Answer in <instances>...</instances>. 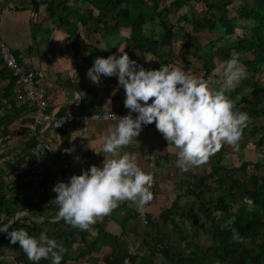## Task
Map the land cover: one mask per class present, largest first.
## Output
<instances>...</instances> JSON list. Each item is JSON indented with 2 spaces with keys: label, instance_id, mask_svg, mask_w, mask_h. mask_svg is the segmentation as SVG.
I'll use <instances>...</instances> for the list:
<instances>
[{
  "label": "crops",
  "instance_id": "1",
  "mask_svg": "<svg viewBox=\"0 0 264 264\" xmlns=\"http://www.w3.org/2000/svg\"><path fill=\"white\" fill-rule=\"evenodd\" d=\"M36 1L38 5H33L30 0H0V35L19 62L35 71L37 81L46 89L48 108L60 114L103 110L127 113L129 110L124 106V88L118 84L116 76L102 77L101 83L97 85L86 75L96 57L127 52L125 39L129 28L106 32L103 26L105 22L113 25L114 5L105 16L99 17L97 24L91 18L85 25L79 24L77 34L69 37L66 25L52 21L44 0ZM163 6L168 7L163 16L167 18L172 34L160 37L162 29L159 22L152 18L155 21V37L163 43L158 49L164 51L172 43L173 61L168 66L182 65L190 74L206 80L211 89H220V80H224L222 67L230 59L232 51L220 49L221 39L199 26L202 19L210 17V12L206 11L205 5H159L158 9ZM79 7L81 12L87 5ZM93 14L95 16L97 11L94 10ZM182 14L192 15L194 23L181 21L177 24L176 19ZM185 33L188 34L187 42L190 45H187V39L183 40ZM211 39L213 46L210 52L206 44ZM197 46L200 48L196 49ZM128 55L145 68L156 67L158 58L150 52H140L133 47ZM199 55L210 60L207 75L204 61ZM12 85L13 77L9 69L0 64V199L8 200L13 209L7 218H14L16 222L10 228H20L22 223H34V236L45 232L65 246V233L72 228L63 219H55L58 206L53 201L57 195L52 190L53 185L59 180L67 182L71 175L80 174L90 165L102 166L104 158L109 157L100 151L98 138L112 131L117 121L91 120L82 138L81 126L76 122L58 129L40 125L46 166L43 182L46 193L40 202L39 213L38 206L29 201L30 185L26 178L32 140L26 137L24 129L31 120V108L18 106L9 97ZM6 97L11 100V108L5 107L3 99ZM159 136L162 134L156 129L155 123H150L143 127L137 141L133 140L121 149V153L135 155L138 165L152 173L154 186L150 191L153 199L143 209L130 201L120 202L111 214L96 218V222L88 229L77 227L71 234V248L67 257L63 256L60 264H113L132 244L137 249L133 264L150 259L153 264H161L155 260L160 254L154 250V241L162 231L163 212L171 214L179 225V231L190 234L200 232L199 227L191 224L193 216L189 210L195 198L187 193V189L193 190V183L198 182L193 178L194 175L200 177L220 166V156L221 161L224 157L222 149H227L229 144L222 145L206 163L183 171L175 164L176 149L171 142L164 139L158 147L154 146ZM67 148L73 151L66 152ZM150 155L155 158L153 163L149 159ZM203 189L207 194V188ZM40 215H44L46 220L36 223L35 217ZM143 219L147 220L146 223ZM176 240L177 234L171 233L167 240L169 256L178 242ZM17 254V251L0 253V261L3 264H23L17 260ZM9 257H15V260Z\"/></svg>",
  "mask_w": 264,
  "mask_h": 264
},
{
  "label": "clouds",
  "instance_id": "2",
  "mask_svg": "<svg viewBox=\"0 0 264 264\" xmlns=\"http://www.w3.org/2000/svg\"><path fill=\"white\" fill-rule=\"evenodd\" d=\"M246 67L234 53L224 62V83L220 89H211L208 82L190 74L182 65L145 68L127 52L98 56L86 75L99 85L102 77L116 76L124 88L125 115L114 118V129L98 138L100 151L107 154L102 166L90 165L68 181H57L53 201L58 206L55 219L80 229H88L96 218L109 215L120 202L130 201L143 209L153 199L150 186L153 175L144 171L135 155L121 153L143 130L155 123L164 139L176 149L175 164L183 171L206 163L224 144L238 148V142L249 116L238 111L235 102L226 94L246 77ZM81 97H78L79 99ZM135 113V116H133ZM168 145V144H167ZM73 151L72 148L65 149ZM46 217H35L36 223ZM16 222L0 214V232L19 247L33 262L51 259L60 264L65 248L45 232L30 235L24 228H12ZM14 261L15 257H9Z\"/></svg>",
  "mask_w": 264,
  "mask_h": 264
},
{
  "label": "trees",
  "instance_id": "3",
  "mask_svg": "<svg viewBox=\"0 0 264 264\" xmlns=\"http://www.w3.org/2000/svg\"><path fill=\"white\" fill-rule=\"evenodd\" d=\"M30 1L33 5H38L36 0ZM160 1L44 0V3L51 14L52 21L66 25L69 37L77 34L79 24L83 26L91 18H94L97 24L99 17L105 16L104 14L114 5L116 8L113 13L114 23L107 25L105 22L103 24L105 31L115 32L122 27L129 28L128 37L125 39V50L131 53L132 48L136 47L140 52H150L157 56L155 68H158L161 64L168 65L173 61L172 43H169L168 49L160 51L159 45L163 43L154 34L153 23L155 21L159 22L162 29L160 37L172 34L167 18L163 16L168 7L163 6L158 9ZM191 1L195 4L202 2L206 11L211 14L210 17L202 19L199 26L205 27L209 33L222 39L223 43L220 49L231 50L230 59L234 53H237L239 62L246 67V77L226 94L233 100L242 88H249L247 92L242 91L237 101L240 106L239 111L246 112L249 116L241 137L245 136L248 131L257 132V139L254 140L258 146L256 148L264 149V127L257 125V122L264 116V87L256 78L257 74H260L261 71L264 72V3L261 0H253L252 5L244 2L233 11L223 10L221 12L218 10L220 0H172L169 4L190 5ZM225 2L230 1L225 0ZM83 4L87 7L80 12L79 6ZM94 10L97 11L95 16ZM152 17L155 18V21ZM181 21L194 23L192 15L178 16L176 23L179 24ZM146 25H151V27H146ZM238 30L243 33L240 34ZM187 37L188 34L185 33L183 40ZM212 40L206 44L210 52L213 46ZM198 57L204 61L205 75H207L210 71V60H206L200 55ZM262 164L261 160H256L252 166L257 171ZM237 169V167L221 166L220 156V166L209 170L200 177L194 175L193 178L198 182L193 183V190L187 189V193H191L195 198L189 210L193 216L191 224L199 227L201 232L208 235L207 247L194 243L192 237L195 236L179 231V225L171 214L163 212L162 231L154 241V250L160 254V257L181 259V264H197L198 252L205 249L206 252L218 259L219 264H264L262 262L264 260V179L257 173L251 172L250 183L249 185L245 184L241 177L234 175ZM220 170L223 171V176L229 179L228 185L220 177ZM209 181H212L214 186L209 185ZM203 188H207V194ZM34 206H38L37 209L41 213L40 203L34 204ZM12 211L10 202L0 199V214L7 217L11 215ZM20 228L26 229L30 235H33L35 230L34 223L31 225L22 223ZM71 228L65 233L67 243L64 246V257H67V252L71 248V241H69L71 234L77 229L72 225ZM171 233L177 234L179 243L173 247L174 250L172 253L170 252L169 256L167 240ZM181 242H183L182 245ZM179 246L186 253H183V249H179ZM6 251H17L16 258L23 264H51L50 258H42L39 262L30 261L19 247V243H11L8 236L2 232L0 253ZM122 256L120 259H116L113 264H121ZM0 264L3 263L0 261ZM138 264H153V262L150 259Z\"/></svg>",
  "mask_w": 264,
  "mask_h": 264
},
{
  "label": "built area",
  "instance_id": "4",
  "mask_svg": "<svg viewBox=\"0 0 264 264\" xmlns=\"http://www.w3.org/2000/svg\"><path fill=\"white\" fill-rule=\"evenodd\" d=\"M0 64L9 69L13 77V85L9 92V97L18 106H29L31 108V120L24 129L25 135L33 143L30 147V155L28 159V170L26 178L30 185V203L37 204L43 201L46 193L44 187V179L46 175V166L42 153L43 144L40 134V125H49L53 128H62L69 123H79L80 138L87 133V126L91 120H111L121 117L126 113L119 111L103 110L100 112H78V113H57L53 109L48 108V101L46 98V89L37 81L35 71L24 66L16 58L8 44L0 35ZM11 100L4 98L5 107L11 108ZM154 123V122H153ZM164 137L159 136L155 147L163 143ZM260 156H264V149L260 150ZM153 163L155 158L153 155L149 157ZM154 186L151 184L150 188ZM5 216V215H4ZM146 219L143 222L146 223ZM137 255V249L134 244L128 246L122 256L121 264H133V258Z\"/></svg>",
  "mask_w": 264,
  "mask_h": 264
},
{
  "label": "rangeland",
  "instance_id": "5",
  "mask_svg": "<svg viewBox=\"0 0 264 264\" xmlns=\"http://www.w3.org/2000/svg\"><path fill=\"white\" fill-rule=\"evenodd\" d=\"M170 1L172 0H161L159 2V5H170ZM230 2H225V0H220V4L218 5V8L220 9V12L223 10H229V11H233L235 10L238 5H242L244 2L252 5L253 0H229ZM262 3H264V0H261ZM84 5V4H83ZM190 5H203L202 2L200 3H194L193 1L190 2ZM184 32V31H183ZM181 32V34L183 33ZM238 32H240V34H242L243 32L238 30ZM188 41V39L186 40V42ZM223 43V40H220V44ZM196 44H198L196 42ZM195 44V45H196ZM187 45H190L187 42ZM196 49H199V47L197 46ZM217 51V50H215ZM264 67V66H263ZM256 78L260 81V83L263 85L264 87V72L261 71L260 74L256 75ZM223 82L220 80V88L223 85ZM246 89V90H245ZM242 88L240 90V92L235 96V98L233 99V101L235 102V108L236 110H240V106L237 104L238 98L240 97L242 91L243 92H247L249 90V88ZM264 91V89H263ZM256 124V122H255ZM258 127L259 126H263L264 127V116H262V118L257 122ZM257 132H250L248 131L247 134L243 137L240 138L239 142H238V148H236L235 150L233 149L232 145H229L228 148L226 149L223 148L222 150V156L223 160L221 161V166L223 167H237V171L235 172V176L237 177H241L245 184L250 183L249 181V176L252 173H257L258 176L262 177V179H264V156L261 157L260 156V150L262 148H256L258 146H256L254 140L257 139ZM241 148V149H239ZM243 148V149H242ZM251 150H253L254 152H252ZM248 152V153H247ZM250 152V153H249ZM250 157H252L250 159ZM256 160H261L262 161V166H260L259 170H255L254 167L252 166L253 163ZM223 171L220 170V177L225 181L226 185L229 184V179L223 176ZM209 185L214 186V183L212 181H209ZM192 236V241L194 243H198L199 245H202L203 247H207V243L209 241L208 239V235H206L204 232H199L198 234L194 233ZM190 238V237H189ZM257 241V240H256ZM177 242V240H176ZM179 242H177L178 244ZM183 244V242H181V245ZM179 249H183L181 246L178 247ZM183 253H186V251H184L183 249ZM183 256V255H181ZM158 258H156L155 260L158 262L160 261L161 264H181V259L178 260H174V259H163L160 256H157ZM160 257V260H159ZM218 259L213 257L211 254H209L208 252L204 250H201L198 252V256H197V264H219V262L217 261ZM262 262H264V260H262Z\"/></svg>",
  "mask_w": 264,
  "mask_h": 264
}]
</instances>
